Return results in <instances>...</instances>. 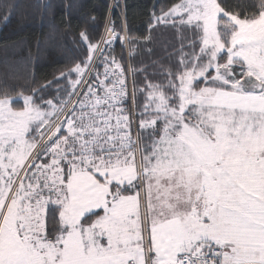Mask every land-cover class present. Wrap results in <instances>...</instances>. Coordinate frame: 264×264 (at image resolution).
Wrapping results in <instances>:
<instances>
[{
    "label": "snow or ice",
    "instance_id": "snow-or-ice-1",
    "mask_svg": "<svg viewBox=\"0 0 264 264\" xmlns=\"http://www.w3.org/2000/svg\"><path fill=\"white\" fill-rule=\"evenodd\" d=\"M249 11L154 13L181 49L151 75L112 55L137 38L109 17L59 105L0 95V264H264V0Z\"/></svg>",
    "mask_w": 264,
    "mask_h": 264
},
{
    "label": "trees",
    "instance_id": "trees-1",
    "mask_svg": "<svg viewBox=\"0 0 264 264\" xmlns=\"http://www.w3.org/2000/svg\"><path fill=\"white\" fill-rule=\"evenodd\" d=\"M113 1L0 0V95H11L13 106L20 110L23 108V95H32L42 108H47V99L59 105L60 99L68 98L65 89L71 91L69 79H76V73L71 70L87 60V45L80 33L87 30L93 35L94 43L99 41L109 17L118 30L126 25L128 34L137 38L136 52L131 61L127 46L119 41L114 46L112 55L120 59L125 68L129 62L138 67L148 65L151 75L154 62L157 67L161 63H179L176 53L181 49L180 35L163 25L149 26L154 13L161 15L178 0ZM218 2L243 18L250 14V6L257 0ZM149 36L151 38L146 40L145 37ZM185 36L189 34L185 33ZM183 45L185 51H191L187 39ZM99 71L103 72L102 65H99ZM61 73H70V77ZM152 78L154 82L164 79L163 75ZM138 83L143 86L142 76ZM41 95L44 100H39ZM78 98L82 99V94ZM138 101L142 106L143 95L138 97ZM136 123L138 128V119Z\"/></svg>",
    "mask_w": 264,
    "mask_h": 264
},
{
    "label": "built area",
    "instance_id": "built-area-1",
    "mask_svg": "<svg viewBox=\"0 0 264 264\" xmlns=\"http://www.w3.org/2000/svg\"><path fill=\"white\" fill-rule=\"evenodd\" d=\"M84 79L87 80L88 79V76H85ZM128 83H129V99L125 101V104H126V106H128L130 108L131 107V97H130V93H131V87L132 86H131V81H129ZM77 98L78 97H76V96L71 97V99H73V100H76ZM61 119H63V117H61Z\"/></svg>",
    "mask_w": 264,
    "mask_h": 264
},
{
    "label": "rangeland",
    "instance_id": "rangeland-1",
    "mask_svg": "<svg viewBox=\"0 0 264 264\" xmlns=\"http://www.w3.org/2000/svg\"><path fill=\"white\" fill-rule=\"evenodd\" d=\"M112 3H114V1L112 0ZM104 33H105V27H104V31H103V33H102V35H104ZM127 65H128V63H127ZM127 67V66H126ZM130 81V80H129ZM22 102H23V99H22ZM46 108V107H45ZM53 119H55V117H53ZM136 125H137V123H136ZM42 131H44L45 129H41Z\"/></svg>",
    "mask_w": 264,
    "mask_h": 264
}]
</instances>
